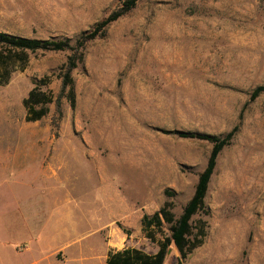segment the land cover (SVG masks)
<instances>
[{"label":"rangeland","instance_id":"1","mask_svg":"<svg viewBox=\"0 0 264 264\" xmlns=\"http://www.w3.org/2000/svg\"><path fill=\"white\" fill-rule=\"evenodd\" d=\"M124 1L0 0V32L74 44ZM70 56L28 52L0 86V264H50L67 237L74 246L59 264L156 253L144 215L170 201L179 218L213 150L174 132L223 137L238 124L191 221L192 240L202 228L205 237L185 264H264V94L240 120L264 85V0H140L86 45L75 107L64 99L62 117L51 105L27 122L29 93L48 84L57 97ZM31 233L37 241L24 249ZM170 236L164 223L157 241ZM179 258L171 245L165 264Z\"/></svg>","mask_w":264,"mask_h":264},{"label":"trees","instance_id":"2","mask_svg":"<svg viewBox=\"0 0 264 264\" xmlns=\"http://www.w3.org/2000/svg\"><path fill=\"white\" fill-rule=\"evenodd\" d=\"M140 0H125L122 7L115 10L108 17L100 21L93 30L84 33L72 44L69 40H39L14 36L5 32H0V86L8 84L10 79V67L12 63L18 61L26 62L28 52L37 51L66 52L70 51L61 78V89L55 97L48 89V84L36 86L29 93L24 101L26 109V121L37 122L50 113V106L55 105L56 113L62 117V102L66 99L72 108L76 105V92L73 79V72L83 60V51L86 45L102 36L114 22L130 13ZM264 94V85L256 87L249 101L245 104L240 120L247 107ZM240 124L223 137L211 136L207 134L179 132L175 131L181 138L207 141L213 145L208 164L204 172L200 175L194 196L188 202L183 213L176 219L173 213V203L166 201L164 205L153 215H144L142 219V230L146 237L153 242H157L159 249L154 254H148L136 248H125L120 251L110 252L106 259V264H165L169 247L174 245L180 258L177 264H185L187 258L197 249L205 237V228L195 238L192 236L191 221L193 217L204 209V201L208 191L209 183L214 174L217 158L220 152L228 145L239 132ZM169 192L166 191V194ZM164 223L171 225V236L164 240L157 241V235L162 232Z\"/></svg>","mask_w":264,"mask_h":264},{"label":"crops","instance_id":"3","mask_svg":"<svg viewBox=\"0 0 264 264\" xmlns=\"http://www.w3.org/2000/svg\"><path fill=\"white\" fill-rule=\"evenodd\" d=\"M34 146H38L36 143L33 144ZM2 145H0V149H1ZM32 155L34 157L38 156V155H42V148L40 147V153L38 154L36 152V150L34 152H32ZM17 163V162H16ZM53 170V169H52ZM70 238L67 237L66 239H62L61 243H57L55 242V245L51 247L49 253H48V261L50 262V264H59L58 260H57V254L58 252H61V250L63 249H67V247L69 248V246L71 245V247L74 246V241H70ZM37 241V235L31 233L30 235H28V240L24 242L25 248L24 249H30V246H32L35 242ZM89 262V260H87ZM32 264H39L38 261H34ZM85 264V263H83Z\"/></svg>","mask_w":264,"mask_h":264},{"label":"bare ground","instance_id":"4","mask_svg":"<svg viewBox=\"0 0 264 264\" xmlns=\"http://www.w3.org/2000/svg\"><path fill=\"white\" fill-rule=\"evenodd\" d=\"M107 124H108V123H107ZM107 124H106V126H107ZM135 124H137V123H135ZM139 124H140V123H139ZM139 124H138V125H139ZM136 127H137V126H136ZM105 130H106V129H105ZM128 130H129V129H128ZM105 133H106V132H105ZM116 138H117V137H116ZM111 140H112V139H111ZM115 147H116V146H115Z\"/></svg>","mask_w":264,"mask_h":264}]
</instances>
